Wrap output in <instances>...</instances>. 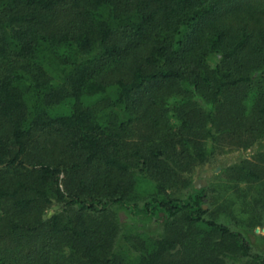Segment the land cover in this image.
I'll use <instances>...</instances> for the list:
<instances>
[{
    "label": "trees",
    "instance_id": "16d2710c",
    "mask_svg": "<svg viewBox=\"0 0 264 264\" xmlns=\"http://www.w3.org/2000/svg\"><path fill=\"white\" fill-rule=\"evenodd\" d=\"M262 141L264 0H0V264H215L214 235L264 264L205 219V189L167 192L170 171ZM260 168L245 162L238 179ZM139 181L141 204L126 197ZM55 201L63 212L46 219ZM115 206L206 237L138 249Z\"/></svg>",
    "mask_w": 264,
    "mask_h": 264
},
{
    "label": "rangeland",
    "instance_id": "374dc122",
    "mask_svg": "<svg viewBox=\"0 0 264 264\" xmlns=\"http://www.w3.org/2000/svg\"><path fill=\"white\" fill-rule=\"evenodd\" d=\"M210 62L214 64L215 60L211 58ZM71 110L72 101H67L53 110L51 115H65ZM262 143V147L257 143L247 150H220L204 164H199L197 161L189 162L175 178L168 170L170 172L167 175V192L173 197H184L190 191L205 189L209 196V201L205 205L207 210L205 219L225 224L233 231L242 233L250 243L252 252L264 255V141ZM245 162H248V166L252 169L262 168L258 169L260 170L258 180L238 179L242 176L239 175L238 168ZM135 171L138 172L139 169L136 167ZM143 183L139 181L129 190L126 194L127 200L138 204L144 201L147 187L141 186ZM196 184L202 188L199 189ZM151 193L157 194L155 190ZM63 206V203L56 201L46 205L44 217L50 219L56 213L62 214ZM111 213V218L123 223L127 230H131L130 226L134 227L130 241L141 250L162 237L174 238L182 245L185 243L184 249L188 247L195 249L200 248L199 243L206 237L205 226L190 228L182 218L164 226L156 222L153 224L150 220L142 221L134 218L119 206L113 207ZM209 241L212 245L223 247L225 250L224 256L215 264H257L250 258L234 259L233 256L237 253H233V249L229 250L228 242L215 235ZM183 257L185 256L180 254L176 259Z\"/></svg>",
    "mask_w": 264,
    "mask_h": 264
},
{
    "label": "water",
    "instance_id": "95a60500",
    "mask_svg": "<svg viewBox=\"0 0 264 264\" xmlns=\"http://www.w3.org/2000/svg\"><path fill=\"white\" fill-rule=\"evenodd\" d=\"M196 186L199 188V189H201L202 187L201 186H199L198 184H196ZM205 209H206V207H205ZM162 215V214H161Z\"/></svg>",
    "mask_w": 264,
    "mask_h": 264
}]
</instances>
